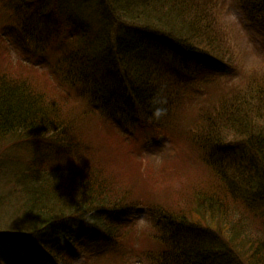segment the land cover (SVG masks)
I'll list each match as a JSON object with an SVG mask.
<instances>
[{
	"label": "trees",
	"instance_id": "16d2710c",
	"mask_svg": "<svg viewBox=\"0 0 264 264\" xmlns=\"http://www.w3.org/2000/svg\"><path fill=\"white\" fill-rule=\"evenodd\" d=\"M238 1L257 16L251 21L263 18L264 0ZM0 2L5 13H19L1 26L0 49L16 55L11 63L56 83V91L70 90L65 97L76 103L62 115L44 93L0 72V186L10 187L0 193V244L19 238L28 256L20 264H69L83 251L120 254L128 264H264L263 109L241 98L244 109L227 97L239 88V96L264 101V77L244 73L239 83H226L202 64L225 63L216 20L224 0ZM87 4L99 29L86 20L93 13ZM97 17L116 18L115 28L111 23L107 30L108 21ZM222 82L231 84L228 95L197 103L193 128L182 131L180 108L198 90L205 92L197 101H204ZM82 104L92 117L82 115ZM164 129L168 139L146 137ZM102 134L119 137L124 156L93 142ZM175 143L184 144L179 160L160 153ZM24 144L39 151L20 166L9 156ZM155 155L168 161L169 171L155 165ZM194 169L207 182L194 185L187 211L151 198L162 190L176 197L172 183H195ZM143 187L157 189L136 198L150 196L146 207L128 204ZM142 208L146 226L138 229L133 213ZM0 264L11 263L0 256Z\"/></svg>",
	"mask_w": 264,
	"mask_h": 264
},
{
	"label": "rangeland",
	"instance_id": "374dc122",
	"mask_svg": "<svg viewBox=\"0 0 264 264\" xmlns=\"http://www.w3.org/2000/svg\"><path fill=\"white\" fill-rule=\"evenodd\" d=\"M224 2L225 4L223 3L218 4V2L216 3L220 6V13L217 16L216 20L218 24L220 25V28L224 31V38L226 40L225 44L227 45V51H226L225 58H223L225 63L221 61H217V62L202 61V64L204 65V67L208 68V70L210 69L213 73H215V74H212V76H214L215 79H219L226 83H233V82H235V84L239 83L240 78L242 77L244 73H246L247 77H249L251 80L254 79L256 75L264 77L263 75L264 71H262V69L264 70V15L258 16V17H263L262 19L251 21L249 17H252V16L257 17V16L253 14H248L247 11L244 9L241 1L224 0ZM3 8H4L3 4L2 2H0V28L4 24L12 22V20L17 17L15 14L17 15L19 14L15 12H9V10H7V12L5 13L3 11ZM86 8L88 9L86 12L91 11V10L93 11L92 14H89L86 17V20L90 21V24L93 26L94 30L96 26H97V29H99L102 24L100 23L99 25H96L97 19L95 18L91 19L92 17L97 15L94 12V10L91 9L92 4H87ZM130 8L132 7L130 6ZM11 9L14 10V7H11ZM222 10H224V14ZM209 17H214V16L211 13ZM97 18L100 19V17H97ZM119 19L122 20L123 18H119ZM110 20H112V22ZM101 21H104V22L108 21L107 30L109 26L111 25V23H112V27L115 28L114 22L116 21V18L109 17V20L100 19V22ZM95 36L97 35L94 34L93 38H95ZM57 41L58 40H52V45H54ZM225 49H226V46H225ZM8 51L13 52L14 46H13V49L10 50L9 45H8ZM13 55L16 56L15 54H12V53L10 56L5 51L0 49V72L8 73L13 78L22 79L28 82V84L33 87L32 89L37 90V92L39 93H44V96L47 102L57 103L61 107V108L58 107V109L62 115L66 114L68 108L72 107L73 105H76V103L73 100H70L68 97H65L68 95V93H70V90L68 91L67 94L56 91L55 90L56 83L52 81L50 82L40 73L37 74L35 72H30L23 65H18V62L11 63V61H15V57L13 58ZM43 70H47L46 67H43ZM256 70L260 71L262 74H256L255 72ZM207 75L211 76L210 74H207ZM39 80H42V81L38 83ZM228 85H231V84L211 86L210 89L206 91V96L209 95L208 98L212 99L209 101H208V98L205 99L204 101L201 99L197 101V98L201 96V94H203L205 90L196 91L193 94V98L191 100L192 104L189 102H185L184 104L185 107L180 108L179 117L184 120V122L180 123V127L182 128V131L193 128L191 127L194 125L191 114L193 113L194 109L197 108L198 106L197 103L200 102V103L211 104L220 98H225L228 95L225 92ZM197 88L201 89L199 86H197ZM238 89H236V91L234 90V93H233L234 95L231 94L227 96L228 100L230 101L231 99H233L235 102L239 101L242 107L244 105L243 107L244 109L245 107H248V106L245 105V103H242L241 98L247 99L249 105L253 108H256V107L258 108L259 103H260L263 109L262 116H264V101L261 99H258V100L255 99V95L257 94L249 95V93H245L243 94V96L241 95L239 96V94L236 93ZM48 91H52V93H49ZM62 94H65V95H62ZM254 104H257V106H254ZM81 106H82L81 112L83 116L89 115V117H92L94 115L93 112L86 114L88 107L85 106V104H82ZM258 110L259 109H257V112ZM65 116H68V114H66ZM74 119L75 117L72 118V120ZM168 119H167V122H168ZM90 130L91 129H87L85 131L87 133ZM169 133L170 131L168 129H164L161 131L151 130L147 133L146 137L148 138V140H154V139H157L158 137H164V140H165V139H168ZM227 138L228 137H226V139ZM229 139L231 138L229 137ZM92 140L98 145L108 143L106 144V146H110L111 150L116 152L120 157L124 156V151L127 148V146L123 145L122 143L120 144L119 137L115 135L102 134V137L100 135H96ZM107 140L108 141L112 140V141L107 142ZM114 143L117 144L116 145L117 147L112 145ZM183 145L184 144H180V143L166 145L163 147L162 150H160V153L166 154L164 156H169L170 154H174L176 155V158L179 160L180 157H177V153L181 154L182 156ZM34 146L35 145L33 144L20 145L13 151L12 155H10L9 157L16 158V160L21 163L20 166H22L24 165V161L28 160L29 157L33 154V152L37 153L39 151ZM156 151L157 149H155L154 154L156 153L159 154L158 153L159 150L157 152ZM156 155L153 156V158L158 163L155 165L158 168L159 167L162 168L164 173L169 171L168 161H165V162L162 161L160 163V160L162 159L161 155L157 157ZM121 159H124V158H121ZM128 168L129 167H127L125 170H127ZM190 171L194 172V175L191 176V180L194 181L195 183H191L189 186L185 188H182V186L185 185V182L184 184L181 183V181L179 180H175V182H173L174 180L173 178L167 180V182H170V183L173 182L172 185L174 184V187L176 189V191H174L173 193L175 194L176 197H170L166 195L162 190L161 192L158 191L156 193L155 198L154 197H151V198L155 201L158 200L160 204L167 205L169 207L179 206L181 204L184 208H187V206H190L191 200L189 198L191 197L189 196V193L193 190L194 185L201 184V183L204 184L207 182L205 175H203L199 170L198 172H196V169L190 170ZM191 186L192 188L190 189ZM9 188H10L9 186H5V187L0 186V193L7 192ZM147 190H149L150 192H154L157 189L152 188V187H143L142 193L139 195H136L133 198L132 201H135V202H128V204H132V203L140 204L146 207L145 202L146 200L151 201V199L149 198L150 196L148 197L147 195H143L142 196L143 199L141 201L140 200L136 201V198L142 195ZM188 209L189 208L185 210L187 211ZM134 212L135 213H133V217H134L133 220L136 222L134 225L137 226L138 229H141L144 226H146V221L144 222V219H141L142 215L145 212L144 208L139 209V210H134ZM246 222L248 223V221ZM252 223L255 226H258L255 220H252ZM18 239L19 238H11L10 240L4 241L3 244L7 243L8 246H11V248L6 249L2 246L0 249V255L4 256L6 253H8V254H11V256H15L19 258L23 254V257L27 258L28 256H27L26 250L23 248L25 250V252H23V250L20 249V241H19L20 239L19 240ZM146 247L144 249H146ZM79 251H82V250H79ZM76 253L78 256H76L74 259L69 258L70 259L68 262L69 264H128L127 261L126 262L123 261V257L120 256V254L116 256H110L106 254L103 257H95L96 255L94 252L83 251V252H76ZM137 254L138 252L136 251L135 255ZM131 264H135V263H131Z\"/></svg>",
	"mask_w": 264,
	"mask_h": 264
}]
</instances>
